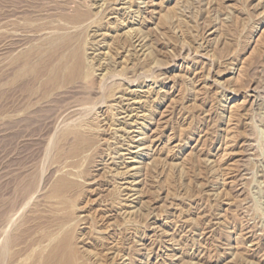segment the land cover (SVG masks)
Segmentation results:
<instances>
[{"label":"rangeland","instance_id":"obj_1","mask_svg":"<svg viewBox=\"0 0 264 264\" xmlns=\"http://www.w3.org/2000/svg\"><path fill=\"white\" fill-rule=\"evenodd\" d=\"M97 2L0 0V244L4 231L13 238L0 264L17 263L44 228L54 230L48 196L74 139L62 135L97 125L93 107L105 119L97 136L103 164L92 173L103 185L97 192L112 195L125 182L115 170L132 166L136 137L149 147L148 159L134 164V216L122 213L91 235L100 264H264V0H104L114 13L95 20L105 36L87 34L83 43L107 44L86 62L112 77L103 93L72 84L43 99L35 77L13 82L21 64L14 57L49 33L43 21H59L60 7L94 12ZM134 17L150 64L143 51H128L122 21ZM134 109L150 117L138 120L146 135L131 126ZM115 231L120 243L107 251L106 234ZM114 250L124 260L112 259Z\"/></svg>","mask_w":264,"mask_h":264},{"label":"bare ground","instance_id":"obj_2","mask_svg":"<svg viewBox=\"0 0 264 264\" xmlns=\"http://www.w3.org/2000/svg\"><path fill=\"white\" fill-rule=\"evenodd\" d=\"M97 1L102 2L104 0ZM99 2L91 5V8L95 9L94 12L78 4L74 14L68 15L65 14L64 7H60L59 21H43L41 29H49V33L44 38H41L38 43L32 44L24 52H20L14 57V59L21 61V64L14 74L13 82L20 81L27 76L35 77L37 85L41 87V93H39L43 99H48L53 93L72 84H76V87L82 89L84 93L93 92L96 95L103 93V85L107 84V81L112 77L107 73V69L97 65L96 62L94 65L86 64V62L90 63L91 60H94V56L99 55V53L102 56L99 51L104 50L107 44L100 46V43L96 44L91 41L86 50L83 47L84 38L87 34L90 38L95 39L105 36L99 34L101 30L100 24L98 25L95 20L98 15L107 14L109 7L106 3L102 2L100 4ZM120 5L124 6L125 1L121 2ZM118 10H120V13L115 14L122 16L121 11L124 8ZM108 14L114 13L108 12ZM132 19V21H129V19H123L122 21V26L125 25L127 28L130 26V35L128 34L129 36H127L130 40V49L128 51H131L133 55L135 52L143 51L141 56L144 57L146 64H150L152 53L151 51L145 53L148 51L146 50L147 48L143 50L146 46L142 44V40L137 36L136 29L132 28L131 25L136 21L135 17ZM116 21L119 23L121 18ZM31 22L34 21L30 20V22H25L24 25L29 26L33 24ZM135 24L137 23L135 22ZM86 51H90L89 55L93 56V58L86 57L88 54H86ZM90 69L93 71L92 73H90ZM29 91L36 92L35 88H31ZM93 104L96 105L98 103ZM133 104L139 103L134 101ZM85 108L79 107L74 111L82 112ZM95 108L93 107L92 111L97 125L87 122L80 128L67 129L62 135V137H66L72 134L74 139L65 155L66 162L61 175L53 183L48 196L52 208L50 214L55 222V225H53L55 227L54 230L49 229V227L44 228L42 240H39L40 242L37 244L35 243L36 246L15 264H100L102 261L100 253H94L90 249L95 243L97 244V239L94 240L95 243L93 244L91 235L93 233L100 234L103 228L106 230L109 227L108 224L113 219L119 218L122 213L126 214L130 219L134 216V209L138 203L136 187L140 183L136 181L140 175L139 168L134 164H139L145 158L148 159L149 155L144 151V149L149 148L145 146L148 138H138V141H136L137 137L135 140L132 138L133 142L139 143L135 147V149H138L137 151H130V155H132V160H130L132 164L130 165L132 166H126V171L115 170L118 179L125 182L117 183L118 187L112 195L108 196L105 194V189H102L100 193L97 192V189H100L103 185L101 186L98 184L99 182H96V175L93 176L92 173L96 172L97 168L103 164V160L100 159L101 150L97 147V138L99 137L98 131H102L105 124V119L101 118V110L97 112ZM133 111L136 110L134 109ZM138 113L134 115L138 119L134 120L131 126L136 128L137 125H140L137 136L146 135L143 131L148 130L149 127L143 123H138V120L141 119L146 122L150 117L144 114L140 116ZM90 176L91 178H88ZM99 225L101 226L100 228ZM4 232V239L2 238L4 245L0 244L2 245L0 246V258L6 257L7 245L13 240L8 235V231ZM117 232L119 236V230ZM115 233L116 231L106 234L105 239L110 241L107 244L109 245L106 249L107 251L111 250L117 243H120L118 237L115 238ZM110 254L112 259L124 260L121 250L111 251ZM121 264H125L124 261ZM126 264H131V260L128 259Z\"/></svg>","mask_w":264,"mask_h":264}]
</instances>
